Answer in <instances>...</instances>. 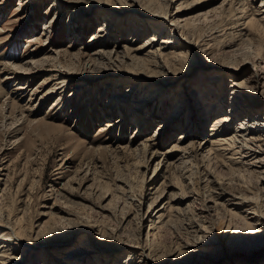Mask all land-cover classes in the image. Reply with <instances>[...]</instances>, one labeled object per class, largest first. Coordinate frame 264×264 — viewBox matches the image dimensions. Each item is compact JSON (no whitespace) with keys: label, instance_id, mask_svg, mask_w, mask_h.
<instances>
[{"label":"rangeland","instance_id":"obj_1","mask_svg":"<svg viewBox=\"0 0 264 264\" xmlns=\"http://www.w3.org/2000/svg\"><path fill=\"white\" fill-rule=\"evenodd\" d=\"M244 104L264 117V0H0L8 264H264L258 157L205 143Z\"/></svg>","mask_w":264,"mask_h":264},{"label":"bare ground","instance_id":"obj_2","mask_svg":"<svg viewBox=\"0 0 264 264\" xmlns=\"http://www.w3.org/2000/svg\"><path fill=\"white\" fill-rule=\"evenodd\" d=\"M146 15H148V17H151L154 19L155 18L161 19L160 22H157L158 23L157 29H163L162 32H166V31L173 32L174 28H176L175 24L170 23L167 15H161L160 13H157L156 11L147 12ZM171 25H172V27H169ZM134 32H135V30L132 31V33H134ZM156 34L157 33L155 32L154 35H156ZM156 41H158V39H156ZM170 43H171V41H169L167 44H170ZM152 46H154L153 43H147V45H144V47H142V49L145 50L146 48H152ZM151 53H153V52H151ZM14 70L17 71V69H14ZM212 84H214V83H211L210 85H212ZM235 86L240 88L241 90H243V88H244L243 87L244 85H241L239 83L235 84ZM192 94H193V96H196V97L199 95V94H196V91H192ZM239 96L237 97L234 95L233 97H231L232 103L230 105H232V108H233L234 102L237 101L236 103H238L239 101H241ZM177 101H178L177 102L178 106L176 108L179 109L181 102H180V99H178ZM254 106L255 105L244 104L238 108L239 112L245 113V115H244L245 118H243V120L245 119L247 121L246 122L244 121L243 125L239 126L238 130H235L236 133H234L232 136H229V137H226L223 139L217 138L216 140L211 139V141H210V139H208L205 143L212 142V149L209 151L208 157H211L213 155H218L219 153H225V154L229 153V154H231L230 155L231 158L237 154L240 156V158L255 155V157H258V158L254 161L255 162L254 164L258 163V165H259L258 166L259 169L256 172L259 174H264V117H262L260 120H257V118L259 116L253 115ZM216 107H217V109H219V106H216ZM239 112L234 109V110L230 111V113H228V114L226 113L228 115V116H226V118L217 117L216 124L213 125V127L210 129V131H211L210 136L213 138V136L220 137L221 135H224L223 132L226 131L228 121L229 120L232 121L233 118H236V116L238 115ZM107 126H111V123L109 122ZM254 134H257V135L251 136ZM200 144H203V142ZM236 144H237V147H236ZM238 144H241V145L238 146ZM233 146L236 149H234ZM230 147H232V148H230ZM9 236L10 237H5V238H1L2 236H0V238H1L0 240L4 241V243H5V244H0V264H8V261H7V258L9 257L7 255V251L9 250L8 244H16L17 242L15 240L19 239V237H17L13 228H12Z\"/></svg>","mask_w":264,"mask_h":264}]
</instances>
